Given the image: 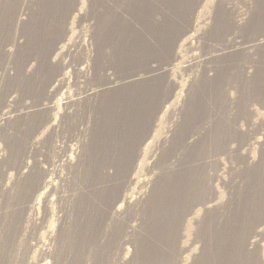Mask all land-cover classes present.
Wrapping results in <instances>:
<instances>
[{
	"label": "rangeland",
	"instance_id": "obj_1",
	"mask_svg": "<svg viewBox=\"0 0 264 264\" xmlns=\"http://www.w3.org/2000/svg\"><path fill=\"white\" fill-rule=\"evenodd\" d=\"M42 35L55 79L27 110ZM0 200V264H264V0H0Z\"/></svg>",
	"mask_w": 264,
	"mask_h": 264
},
{
	"label": "bare ground",
	"instance_id": "obj_2",
	"mask_svg": "<svg viewBox=\"0 0 264 264\" xmlns=\"http://www.w3.org/2000/svg\"><path fill=\"white\" fill-rule=\"evenodd\" d=\"M69 1V0H68ZM61 4V3H60ZM64 4V3H63ZM162 5V4H161ZM164 5L166 6V4L164 3ZM131 6V5H130ZM170 6H172V5H170ZM64 7V6H63ZM152 7V6H151ZM161 7V6H160ZM59 8H61V5L59 6ZM162 8V7H161ZM164 8V7H163ZM173 9H174V12L173 13H175L176 14V6H174L173 5V7H172ZM11 9V8H10ZM153 9V8H152ZM165 9H170L169 7H166ZM172 9V10H173ZM178 9V8H177ZM71 10V9H70ZM137 10V9H136ZM69 11V10H68ZM68 11L67 10H65V15H66V13H68ZM170 11V10H169ZM20 13H21V15H22V13H23V10L22 11H20ZM59 13V12H58ZM162 13H163V11H162ZM166 13V12H165ZM173 13H171V14H173ZM138 14V13H137ZM159 14V13H158ZM164 14V13H163ZM135 15V14H134ZM138 15H140V14H138ZM57 16H58V14H57ZM156 16V15H155ZM52 17V16H51ZM163 17V16H162ZM53 18V17H52ZM138 18V17H137ZM166 18V17H165ZM61 19V18H60ZM62 19H63V16H62ZM31 20V19H30ZM140 20V19H139ZM49 21H50V19H49ZM217 22V21H216ZM46 23H48V22H46ZM172 23V22H171ZM52 24V23H51ZM164 24V23H163ZM176 24V23H175ZM47 25H49V24H47ZM42 26H45V25H42ZM141 26V25H140ZM143 26V25H142ZM141 26V27H142ZM174 26V25H173ZM164 27H165V25H164ZM172 27V26H171ZM48 29H50V27L48 28ZM164 29V28H163ZM162 29V30H163ZM169 29V28H168ZM173 29V28H172ZM46 30H47V28H46ZM162 30H160V31H162ZM171 30V29H170ZM174 30H175V28H174ZM166 31V30H165ZM168 31V30H167ZM155 32V31H154ZM156 32H157V30H156ZM155 32V33H156ZM169 32V31H168ZM171 32V31H170ZM177 32V31H176ZM175 32V33H176ZM41 34V33H40ZM34 35H37V34H34ZM167 35H170L169 33L167 34ZM177 35V34H176ZM159 36V35H158ZM162 36V35H161ZM25 37V35L23 34V32H20V34H19V38H21V39H23ZM33 37V36H32ZM35 38L34 39H30L31 40V43H32V46L37 50V51H40V53H39V55H36V56H30V61H32V62H36V64L38 65V69L36 70V71H34L33 73H32V75H30L28 78H26V82L25 81H23V82H25V83H21V80H19V78H18V80H17V77L15 76V77H13V82L15 81L16 82V85L14 86L15 88H19L20 90H23V91H27L28 89V91H30V92H33L32 94H33V97H32V99H40L39 101H37V103L36 104H33V105H29V106H27L26 107V109L27 110H30V109H33V110H40L42 107H44V104H40L39 102L41 101V99L43 98V93H44V91H47V88L54 82V79H55V75L54 74H52V75H50L48 78H46V79H44V73H46L45 72V68H46V66H45V64H46V60H47V57H48V55L50 54V53H52L53 52V50L55 49L54 48V43H58L59 41H60V38H52V35L51 36H46L45 38L43 37V35H42V37L43 38H41V39H39L38 38V36H37V38H36V36H34ZM152 37V36H151ZM162 37H167L166 35L165 36H162ZM177 37H180V36H178L177 35ZM26 38V37H25ZM155 37H153V39H154ZM159 38V37H158ZM168 38V37H167ZM176 39V38H175ZM152 40V39H151ZM162 40V39H161ZM160 41V40H159ZM158 41V42H159ZM164 41V40H163ZM168 41V40H167ZM176 41H177V39H176ZM165 42V41H164ZM163 42V43H164ZM160 43V42H159ZM100 44V43H99ZM170 43L168 42V44H165L166 46H164L163 44H161L160 46H162V48L165 50V54H163L162 52V54L164 55V56H166V55H168L167 54V52H169L168 50H167V48H168V45H169ZM101 45V44H100ZM100 45H97L96 46V49H100ZM152 45V44H151ZM156 46H157V44H156ZM102 47V46H101ZM152 47V46H151ZM154 48V47H153ZM156 48V47H155ZM157 49V48H156ZM157 51V50H156ZM158 51H159V49H158ZM99 55V54H98ZM163 55H160V56H163ZM172 55V54H171ZM97 56V55H96ZM159 56V55H158ZM163 56V57H164ZM146 57V56H145ZM165 58V57H164ZM163 58V59H164ZM96 59V58H95ZM161 59H162V57H161ZM166 59V62L167 63H169L170 61H168V59L167 58H165ZM171 59V58H170ZM144 60V59H143ZM152 60V59H151ZM154 60V59H153ZM17 61V60H16ZM97 61H99V60H97ZM165 62V61H164ZM152 63V62H151ZM163 63V62H162ZM100 65H101V63H99ZM164 64V63H163ZM22 66V65H21ZM45 66V67H44ZM95 66V65H94ZM98 66V65H97ZM108 66V65H107ZM103 67V66H102ZM105 68V67H104ZM159 69H161V68H155V69H152V71L150 70V73H159V72H161V70H163V69H161L160 71H159ZM49 70V69H48ZM93 70H95L96 72H98L97 74H100V72H101V70L99 71V69H95V68H93ZM107 70V69H106ZM106 70L104 69L103 71H104V73L106 72ZM147 72V71H146ZM48 71H47V75H48ZM96 74V75H97ZM144 74V73H143ZM147 74V73H146ZM107 75V74H106ZM139 75V74H138ZM149 75V74H148ZM153 75V74H152ZM137 76V75H136ZM21 77V76H20ZM139 77H141L142 78V76H140L139 75ZM6 78V77H5ZM31 78H32V80H31ZM109 78V80H112V78L111 77H108ZM128 78V77H127ZM140 78V79H141ZM145 78V77H144ZM24 79V78H23ZM31 80L30 81V83L28 84V80ZM107 79V78H106ZM131 79H133V78H131ZM105 80V79H104ZM106 81V80H105ZM12 82V83H13ZM107 82V81H106ZM164 83V82H163ZM108 84V83H107ZM111 83H109L108 85H110ZM11 85H13V84H11ZM102 86H103V84H102ZM104 86H106L105 84H104ZM13 87V86H12ZM108 87V86H107ZM157 87V86H156ZM105 88V87H104ZM153 88H155V87H153ZM165 88V87H164ZM155 90V89H154ZM145 91V90H144ZM146 91H150V90H146ZM151 92V91H150ZM158 92V91H157ZM46 93V92H45ZM49 93V92H48ZM144 93V92H143ZM142 93V94H143ZM149 93V92H148ZM147 93V94H148ZM153 93V92H152ZM47 94V93H46ZM156 94V93H155ZM160 94V93H159ZM48 95V94H47ZM149 95V94H148ZM152 95V94H151ZM157 95V94H156ZM156 95H155V97H156ZM49 96V95H48ZM145 96H147L146 95V93H145ZM150 96V95H149ZM153 96H154V94H153ZM148 97V96H147ZM151 97V96H150ZM158 97V96H157ZM45 98V97H44ZM163 98V97H162ZM168 98V97H167ZM147 99V98H146ZM153 99L154 98H152V99H150V101H151V103L150 104H152V101H153ZM158 99V98H157ZM148 100V99H147ZM163 100V99H162ZM144 101V100H143ZM149 101V102H150ZM160 102V101H159ZM163 101H161V103H162ZM35 103V102H34ZM42 103V102H41ZM154 104H156V101H155V103ZM145 105H146V103H145ZM148 103H147V107H148ZM41 107V108H40ZM146 106H145V108H147ZM149 107H151V105H149ZM104 108V107H103ZM26 110V112H28ZM146 110V109H145ZM89 111H91V108H90V110ZM104 111H105V108H104ZM147 111H149V110H147ZM34 112V111H33ZM35 113V112H34ZM91 113V112H90ZM37 114H39V112L37 113ZM143 114V116H144V113H142ZM106 115V114H105ZM137 115H139L138 113H137ZM37 116V115H36ZM39 117V116H38ZM38 117H36L37 119H38ZM96 117V116H95ZM136 117V116H135ZM145 117H146V115H145ZM148 117V116H147ZM40 118H41V115H40ZM39 118V119H40ZM105 118V117H104ZM148 119V118H147ZM135 120H136V118H135ZM143 121V119H141L140 120V118H138V120H137V122H136V124H137V126H136V129H135V137L136 136H139V138L137 139V142L138 143H140L141 141H143V140H145L146 139V137H147V134H148V131H146L145 130V128H146V124H145V122L143 123L142 122ZM48 122V119L47 118H45V119H40L38 122H36V125L33 127V128H31V133H34V132H36V131H38L41 127H43V125H45L46 123ZM103 122V121H102ZM135 122V121H134ZM31 123V122H30ZM34 123H35V121H34ZM203 123V122H202ZM32 124V123H31ZM133 124V123H132ZM131 124V126H133ZM34 125V124H33ZM135 125V124H134ZM148 125V124H147ZM199 128V127H198ZM199 130V129H198ZM99 131V130H98ZM101 132V131H100ZM36 134V133H35ZM35 136V135H34ZM30 139V138H29ZM135 139V138H134ZM136 141V140H135ZM137 143V144H138ZM35 147V146H34ZM203 148V147H202ZM200 150V149H199ZM25 151V150H24ZM28 151H29V149H28ZM201 151V150H200ZM207 151V150H206ZM27 152V151H26ZM25 152V153H26ZM209 152V151H208ZM32 153V152H31ZM203 154V153H202ZM214 154V153H213ZM27 155V154H26ZM211 155V154H210ZM204 156V155H203ZM208 156V155H207ZM214 156V155H213ZM32 157V156H31ZM195 157H197V155L195 156ZM200 157V156H199ZM199 157H197V159L199 158ZM209 157V156H208ZM28 158V157H27ZM30 158V157H29ZM205 158V157H204ZM214 158V157H213ZM15 159V158H14ZM22 159V158H21ZM30 159H32V158H30ZM39 159V158H38ZM37 158H36V160H38ZM191 159V158H190ZM189 159V160H190ZM197 159H193V157H192V160H191V162H194V161H198ZM206 160V159H205ZM209 160V159H208ZM207 161V160H206ZM39 163H40V161H39ZM189 163V162H188ZM196 162H194V164H195ZM198 163V162H197ZM203 163V162H202ZM209 163H210V161H209ZM100 164V163H99ZM115 164H116V162H115ZM194 164H192L193 166H194ZM199 164V163H198ZM119 165V164H118ZM195 165H197V164H195ZM109 166V165H108ZM121 166V165H120ZM27 167H28V165L26 166L25 164H23V166L21 165V170H26L27 169ZM110 167V171H111V173L113 172H117V168L115 167V166H109ZM119 167V166H118ZM122 167V166H121ZM192 167V166H191ZM17 168V167H16ZM24 168V169H23ZM198 168V167H197ZM36 169V168H35ZM106 169V168H105ZM107 169H109V168H107ZM113 171H112V170ZM123 169H124V167H123ZM17 169H15V171H16ZM29 170H31V169H29ZM86 170V169H85ZM27 171V170H26ZM107 171V170H106ZM110 171H109V173H110ZM119 171V170H118ZM123 171V170H122ZM129 171V170H128ZM18 172H19V170H18ZM31 172V171H30ZM120 172H121V170H120ZM119 172V173H120ZM29 173V172H28ZM47 173V172H46ZM108 173V174H109ZM112 173V174H113ZM118 173V172H117ZM122 174V173H121ZM23 175V171H22V173L20 174V176H22ZM32 175H33V173H32ZM113 175H115V174H113ZM128 175V174H127ZM127 175L125 176V177H123V179L124 178H126L125 179V181L129 178V177H127ZM102 176V175H101ZM112 176V175H111ZM116 176H117V174H116ZM120 176V175H119ZM119 176H117V177H119ZM23 177H24V175H23ZM180 177V176H179ZM37 182H38V185H37V188H36V192H37V190H39L40 188H42L43 186H45V184L47 183L46 182V180H45V176L43 175V174H41V175H37ZM107 178V177H106ZM111 178V177H110ZM121 178H122V175H121ZM120 178V179H121ZM188 178V177H187ZM112 179V178H111ZM113 179H115L114 177H113ZM112 179V180H113ZM25 180H27V178L25 179ZM24 180V181H25ZM116 180V179H115ZM23 181V182H24ZM31 181H32V178H31ZM35 181V180H34ZM27 182V181H26ZM88 182V181H87ZM114 182V181H113ZM117 182V181H116ZM33 183V182H32ZM35 183V182H34ZM24 184V183H23ZM31 184V183H30ZM36 185V184H35ZM25 186V185H24ZM27 186V185H26ZM30 186V185H29ZM98 186V185H97ZM33 188V187H32ZM110 188V187H109ZM34 189V188H33ZM32 189V190H33ZM92 189V188H91ZM177 189V188H176ZM81 190H82V188H81ZM35 191V190H34ZM179 192V191H178ZM19 193V192H18ZM30 193V192H29ZM34 192H32L31 194H29V195H27V196H17V197H14L13 199V203H12V209L14 208V207H16V210L18 211V214H17V211L15 210V208L13 209L14 211H16V216H17V218H18V220H19V223H20V220H23L22 222H24V223H26V225L27 224H29V223H31V221H32V217H31V215H32V210H33V208H34V194H33ZM105 193V192H104ZM121 192H119L118 194H116L112 199H110V201H109V199L108 200H105V206L107 207V209H110L111 210V219L112 218H117L118 216H119V214L120 213H118V211L115 209L114 211H113V209L115 208V206L119 203V202H122V199H123V197L121 196ZM112 196V195H111ZM5 197V196H4ZM106 198V197H105ZM104 198V199H105ZM12 199V198H11ZM4 200V199H3ZM8 200V199H7ZM101 200V199H100ZM5 201H6V197H5ZM11 201V200H10ZM9 201V202H10ZM104 201V200H103ZM109 201V202H108ZM102 202V201H101ZM5 203V202H4ZM0 204H1V200H0ZM7 204H8V202H7ZM101 204V203H100ZM6 205V204H5ZM10 205V204H9ZM98 205H99V203H98ZM122 205V204H121ZM102 206V205H101ZM104 206V207H105ZM92 207V206H91ZM3 208H5V207H3ZM11 208V207H10ZM2 209V208H1ZM102 209V208H101ZM88 210H90V209H88ZM2 211H4L3 209H2ZM10 211H12L11 209H10ZM9 211V212H10ZM110 212V211H109ZM1 213V212H0ZM4 214V213H3ZM6 216V215H5ZM1 217V216H0ZM1 219V218H0ZM14 220V219H13ZM114 220V219H113ZM116 220V219H115ZM112 223V222H111ZM22 225V224H21ZM1 227V226H0ZM15 227H17V225L15 226ZM22 227V226H21ZM27 227H29V226H27ZM152 227V226H151ZM23 228V227H22ZM22 228L19 230L20 231V238L21 239H23V238H25L26 236H27V234H26V231L25 230H22ZM101 228H102V226H101ZM18 229V228H17ZM27 230H28V228H27ZM100 231V230H99ZM92 232V231H91ZM94 232V231H93ZM160 232V231H159ZM13 233V232H12ZM98 232H96V234H97ZM157 233V232H156ZM94 234V233H93ZM88 235H90V234H88ZM16 237V236H15ZM83 237V236H82ZM90 237V236H89ZM118 238V237H117ZM16 239H18L17 237H16ZM4 240V239H3ZM14 240V239H13ZM99 241V240H98ZM97 241V242H98ZM100 242V241H99ZM122 242V244H123V241H120V243ZM5 245H7V244H5ZM106 245V244H105ZM120 245V244H119ZM9 253H11V252H9ZM8 253V254H9ZM7 254V255H8ZM12 255V254H11ZM4 256V255H3ZM9 256V255H8ZM4 258V257H3ZM7 258V257H6ZM1 259V258H0ZM7 260V259H6ZM3 261H5V260H3ZM3 261H1V263L3 262ZM6 263V262H5ZM64 263V262H63ZM62 262L61 263H59V264H63ZM8 264H12L11 262H9ZM24 264V263H23ZM26 264H28V263H26Z\"/></svg>",
	"mask_w": 264,
	"mask_h": 264
}]
</instances>
